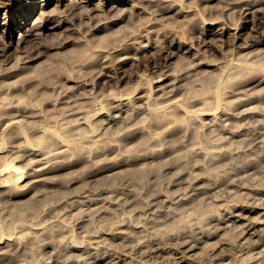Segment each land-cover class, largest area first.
<instances>
[{
    "label": "rangeland",
    "instance_id": "1",
    "mask_svg": "<svg viewBox=\"0 0 264 264\" xmlns=\"http://www.w3.org/2000/svg\"><path fill=\"white\" fill-rule=\"evenodd\" d=\"M87 1L0 0V264H264V0Z\"/></svg>",
    "mask_w": 264,
    "mask_h": 264
},
{
    "label": "bare ground",
    "instance_id": "2",
    "mask_svg": "<svg viewBox=\"0 0 264 264\" xmlns=\"http://www.w3.org/2000/svg\"><path fill=\"white\" fill-rule=\"evenodd\" d=\"M6 1H7V0H6ZM75 1H77V0H75ZM80 2H81V1H80ZM109 2H110V1H107V0H106L104 3H101V4H100V2H97V4L99 3V5H97V6H99L98 8H100V7L102 8V6H104L105 4L107 5V3H109ZM124 2H127V0H116L115 2H113V3L111 4V8H110V9L108 8V9H109L108 11H105V10H104L103 13H104V14H107L109 11H112V12H113V10L117 9V7H115L114 4H119V5H120L118 9H120V8H121V9H126L125 7L123 8V5H121V4H123ZM1 3H2V2H1ZM76 3H77V2H76ZM81 3H82V2H81ZM87 3H88V4H91V1L88 0ZM74 4H75V3H74ZM74 4H73V5H74ZM79 4H80V3H79ZM93 4H95V3H93ZM129 4H130V3H129ZM76 5H77V4H76ZM249 5H250V4H249ZM94 6H95V5H94ZM97 6H95V7H97ZM129 6H130V5H129ZM131 6H132L131 9H135V8H136V7L133 8V7H134V4L131 5ZM136 6H137V5H136ZM247 6H248V5H247ZM137 7H139V6H137ZM90 8H92V7H90ZM93 10L95 11V8H94ZM106 10H107V9H106ZM139 10H142V9H139ZM89 11H90V9H88L87 12H89ZM91 11H92V9H91ZM91 11H90L89 13H91ZM94 11H93V12H94ZM116 11H117V10H116ZM117 12H121V11L119 10V11H117ZM122 12H124V11L122 10ZM122 12H121V13H122ZM110 13H111V12H110ZM110 13H109V14H110ZM114 13H115V11H114L113 14H112L113 16H114ZM121 13H120V14H121ZM132 13H134V12L132 11ZM141 13H142V12H140V14H141ZM44 14H45V13H44ZM70 14H71V13H70ZM93 14H94V13H93ZM99 14H101V13H99ZM104 14H103V15L101 14L100 16H104ZM116 14H117V13H116ZM138 14H139V12H138ZM138 14H134V15L136 16V15H138ZM140 14H139V15H140ZM158 14H159V13H158ZM46 15H47V13H46ZM46 15H44V16H46ZM64 15H65V14H64ZM64 15H63V16H64ZM66 15H68V14H66ZM73 15H74V14H73ZM75 15H77V14H75ZM75 15L73 16V18L75 17ZM88 15H90V14H88ZM132 15H133V14H132ZM139 15H138V16H139ZM142 15H143V13H142ZM47 16H48V15H47ZM47 16H46V19H47ZM106 16H107V15H106ZM118 16H119V15H117V17H118ZM123 16H124V15H123ZM138 16H137V17H138ZM140 16H141V15H140ZM64 17H65V16H64ZM70 17H72V15L69 16V18H70ZM78 17H80V16H78ZM82 17H83V16H82ZM91 17H92V16H91ZM104 17H105V16H104ZM104 17H103V18H104ZM107 17H108V16H107ZM109 17H110V16H109ZM114 17H115V16H114ZM114 17H112L111 19H113ZM117 17H116V19H117ZM121 17H122V16H121ZM121 17H119V18H121ZM69 18H68V20H69ZM86 18H87V17H85V19H86ZM124 18H125V17H124ZM129 18H130V20H132V21L134 20L133 17H129ZM131 18H132V19H131ZM63 19H64V18H63ZM65 19H67V18H65ZM81 19L83 20V18H81V17H80V20H79V18H78L79 23L82 21ZM87 19H89V18H87ZM104 19H106V17H105ZM107 19H109V22H110V18H107ZM125 19H126V18H125ZM125 19H124V20H125ZM151 19H152V18H151ZM160 19H161V18H160ZM160 19H159V21H160ZM43 20H44V19H43ZM60 20H61V19H60ZM71 20H72V19H71ZM74 20H75V19H74ZM90 20H91V18H90ZM114 20H115V19H114ZM128 20H129V19H128ZM147 20H148V19H147ZM149 20H150V19H149ZM149 20H148V22L146 21V22H147V23H146L147 25L149 24ZM152 20H153V19H152ZM162 20H163V19H162ZM44 21H45V20H44ZM48 21H49V20H48ZM64 21H65V20H62V22H64ZM98 21H100V20H98ZM101 21H102V20H101ZM120 21H121V20H120ZM120 21H119V22H120ZM134 21H135V20H134ZM25 22H26V21H25ZM36 22H37V21H36ZM69 22H70V21H69ZM72 22L74 23V21H71L70 23H72ZM106 22H108V21H105L103 24H107ZM111 22H112V21H111ZM153 22H154V21H153ZM156 22H157V21H156ZM59 23H60V22H59ZM64 23H65V22H64ZM70 23H69V24H70ZM79 23H78V24H79ZM150 23H151V22H150ZM154 23H155V22H154ZM35 24H36V23H35ZM60 24H61V23H60ZM78 24H77V25H78ZM80 24H81V23H80ZM80 24H79V25H80ZM92 24H93V23H92ZM95 24H96V23H95ZM98 24H101V23H98ZM146 24H144V25H146ZM155 24H156V23H155ZM57 25H58V24H57ZM66 25H67V24H66ZM75 25H76V23H75ZM77 25H76V26H77ZM147 25H146V26H147ZM40 26H41V25H40ZM68 26H69V25H68ZM68 26H67V27H68ZM89 26H90V25H89ZM89 26H88V28H91V27H89ZM95 26H96V25H95ZM102 26H103V25H102ZM106 26H109V25L107 24ZM106 26H103L102 28H105ZM153 26H154V24H153ZM57 27H58V26H57ZM59 27H60V26H59ZM71 27H72V26H71ZM92 27H93V26H92ZM96 27H97V26H96ZM96 27H95V28H96ZM98 27H99V26H98ZM143 27H144V26H143ZM30 28H31V27H29V29H27V30H24V32L21 34V37H22L21 40L24 41L26 37L33 35L32 32H33L34 28H31V29H30ZM41 28H42V27H41ZM88 28H86V29H88ZM100 28H101V27H100ZM147 28H150V27H147ZM38 29H40V28H38ZM70 29H71V28H70ZM98 29H99V28H98ZM105 29H106V28H105ZM152 29H153V28H152ZM41 30H42V29H41ZM74 30H75V29H74ZM89 30H90V29H88L87 31H89ZM149 30H150V29H149ZM35 31H36V30H35ZM144 31H145V29H144ZM146 32H147V31H146ZM38 33H39V32H38ZM148 33H149V32H148ZM35 34H36V35H39V34H37V33H35ZM139 37H142V36H139ZM146 41H147V40H146ZM0 50H1V49H0ZM5 50H6V49L4 48V51H5ZM2 51H3V50H2ZM0 55H1V53H0ZM2 56H3V55H2ZM28 56H30V55H28ZM28 56H27V57H28ZM38 57H39V55H38ZM38 57H37V58H38ZM29 58L31 59V57H29ZM26 59H27V58H26ZM35 59H36V58H35ZM105 59H106V57H105ZM27 60H28V59H27ZM29 61H30V60H29ZM25 62H26V61H25ZM161 76H162V75H161ZM164 76H165V75H164ZM165 79H166V78H165ZM178 81H179V80H178ZM176 85H177V84H176ZM174 86H175V83H174ZM158 87H160V86H158ZM161 87H162V85H161ZM159 89H161V88H159ZM69 102H70V101H69ZM69 108H71V107H69ZM69 108H68V109H69ZM70 112H72V111L70 110ZM70 112H68V113L71 114ZM216 129H217V127H216ZM262 143L264 144V140L262 141ZM263 147H264V145H263ZM263 151H264V150H263ZM263 151H262V152H263ZM263 154H264V152H263ZM114 165H115V164H114ZM101 168H103V167H101ZM6 169H8L9 171L11 170L12 172H13V171L16 172V171L18 170L17 167L14 166L13 164H8V165L6 166ZM103 169H104V168H103ZM165 169H166V168H165ZM101 170H102V169H101ZM37 178H38V177H37ZM35 180H39V178H38V179H35ZM157 197H158V196H157ZM155 198H156V197H152V198H151V201H152V199H155ZM155 201H156V199H155ZM152 202H153V201H152ZM152 202H151V203H152ZM153 203L155 204V202H153ZM147 205H149V206H147V207H151V206L153 207V206H154L153 204L151 205V204H149V203H147ZM150 205H151V206H150ZM147 207H146V208H147ZM152 207H151V208H152ZM148 209H150V208H148ZM145 210H146V209H145ZM145 210H144V212H145ZM150 211H151V210H150ZM249 212H250V210H249ZM224 219H225V218H224ZM227 219H228V218H227ZM227 219H226V220H227ZM219 221H220V220H219ZM221 221L223 222L222 219H221ZM221 221H220V222H221ZM225 222H226V221L224 220V223H225ZM154 243H155V242H154ZM161 243H162V242H161ZM161 243H160V244H161ZM158 244H159V243H158ZM160 244H159V245H160ZM159 245H157V246H159ZM185 246H187V245H185ZM161 247H162V246H161ZM181 247H183V245H182ZM253 248H255V246H254ZM253 248L251 247V249H253ZM150 249H151V248H150ZM155 249H156V248H155ZM155 249H154V250H155ZM182 249H183V248H182ZM182 249H181V250H182ZM158 250H159V248H158ZM177 250H178V249H177ZM179 250H180V249H179ZM181 250H180V252H181ZM253 250H254V249H253ZM151 251H152V250H151ZM155 251H156V250H155ZM251 251H252V250H251ZM152 252H153V251H152ZM177 252H178V251H177ZM183 252H184V250H183ZM183 252H182V253H183ZM182 253H181V254H182ZM112 254H113V253H112ZM114 254H115V253H114ZM110 256H112V255H110ZM113 256H114V255H113ZM118 256H119V255H118ZM181 256H182V255H181ZM116 257H117V256H116ZM117 258H118V257H117ZM117 258H116V259H117Z\"/></svg>",
    "mask_w": 264,
    "mask_h": 264
}]
</instances>
